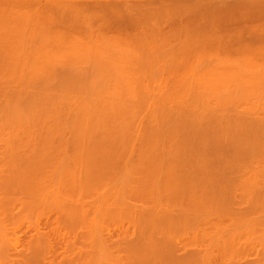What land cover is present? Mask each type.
<instances>
[{"label": "rangeland", "instance_id": "374dc122", "mask_svg": "<svg viewBox=\"0 0 264 264\" xmlns=\"http://www.w3.org/2000/svg\"><path fill=\"white\" fill-rule=\"evenodd\" d=\"M4 11L0 10V20L11 13L31 14L33 16L30 19L35 17L36 20H31L32 24L28 28L34 29V33L38 31L37 35L42 32L45 35L56 33L64 38L62 43L67 44L66 47L76 40L75 43L79 41L83 51L85 49L84 52L77 51V58L74 57L75 54H71V57L65 54L60 61H47L45 63L48 65L41 63L38 68L36 65L32 67L35 71L28 65H10L7 61L11 59V53L6 54L4 50H0V163H8L12 167V171H9L13 172L10 179L14 174L20 175L19 180L9 179L10 185L6 183L7 187L20 183L21 186H18L22 191H19L20 188L18 191L23 194L31 188V181L34 180L32 175L37 173L24 171L29 166H22V163L150 164L146 167H152L151 163H169L183 167L174 169V166L169 165L172 168L165 175H171L172 179L174 175L198 181L199 184L196 182L192 186L194 188L205 183V180L215 181L218 186L225 173L236 177L239 170L226 171L232 163H264V132L259 131V128L255 131L236 118L237 112H247L246 117L257 120L264 115V110L260 112L250 108L264 106V92L258 96L257 91H254L256 86L260 89L258 91L262 89L259 87L264 88V67L262 64H246L248 57L245 54L235 51L219 53L214 47L189 48L186 43L182 44L183 39H189L188 35L176 34L170 37L181 22L176 21V18L138 20L125 16L123 12L111 15L110 12L99 11L100 14L97 15V12L90 9L81 14H73L74 11L68 10L59 13L56 9L34 11L29 8H13ZM2 21L0 25L8 27V23ZM42 35L44 33L40 36ZM50 41L47 42L49 48L58 44L56 40ZM0 42V46L5 45L2 40ZM40 43L47 44L35 40L27 42L25 46L31 48L32 52ZM178 44L181 48L177 47ZM29 51L26 50L25 53ZM26 57L29 58L28 55ZM19 58H23V55ZM28 76L29 79H26ZM237 85H244V88H236ZM251 85L255 86H252V95L256 93V97L250 96L248 99L247 96L251 94H248L251 91L248 88ZM224 87L228 88L226 92L218 90ZM244 89L248 91L247 100H240V97L238 100L236 97L244 95ZM218 91L232 97L222 98L224 94L221 95ZM257 131L258 135L262 133L263 138L256 137ZM10 163H20L16 166L20 165L23 169L20 170L19 167V171H14V164ZM158 165L152 168L156 169ZM160 166L158 171L152 173L161 170L158 176L161 174L162 178L164 170ZM146 167L141 169L146 172ZM149 169L147 171L151 172ZM139 173L138 177L134 174V181L142 178L143 174L146 177L145 173ZM152 173L150 176L147 173V176L151 177ZM131 176H127L129 181ZM158 176L152 177L154 179ZM187 185L182 187L189 189L193 184ZM199 186L188 192L202 189L201 192L196 191L198 194L203 193L202 196L199 195L201 198L194 194L195 199L187 192L190 194L188 201L191 200L189 206H193L194 211L204 210V220L201 213L194 214L201 215V218H195H199L198 222L215 225L216 223L212 224L214 219H209L208 222L205 218L218 213V202L209 206H216L215 211L211 209L213 211L206 210L205 213V209L209 208L207 201L202 199L213 193L215 189L211 187L214 185L202 186L203 188ZM14 188L16 187L8 188V192L13 193ZM208 189L213 191L207 194ZM101 191L102 189L99 193ZM15 193L17 194L16 191ZM180 194L178 197H181ZM248 195L252 197L251 192ZM209 198L213 201V197ZM182 199L181 197L179 204L188 202L183 200L184 203H180ZM201 199L202 204L195 202ZM210 200L208 204L213 203ZM192 203L207 207L199 209L201 206H194ZM191 210L188 209L189 214L193 212ZM208 211L212 215H208ZM215 219L214 222L218 220L216 217ZM212 227L214 226H209ZM207 231L210 232L209 229ZM120 258L124 261L126 256Z\"/></svg>", "mask_w": 264, "mask_h": 264}, {"label": "bare ground", "instance_id": "6f19581e", "mask_svg": "<svg viewBox=\"0 0 264 264\" xmlns=\"http://www.w3.org/2000/svg\"><path fill=\"white\" fill-rule=\"evenodd\" d=\"M13 8H29L34 11L56 9L59 13L68 10L74 11L73 14H81L90 9L97 12V15L100 14L99 11L110 12L109 14L123 12L125 16L138 20L176 18V21L181 22L170 37L176 34L188 35L189 39L182 38V44L186 43L189 48L214 47L219 53L235 51L248 57L246 64H262L264 67V0H0L2 12ZM32 16L24 12L11 13L10 16L4 15L1 19L2 23H8L6 28L0 25V41L5 44L0 46V50H4L6 54L11 53L13 60L10 59L7 63H11L10 65L15 63L14 65H22V67L28 65L31 68L37 65L38 68L41 63L62 60L66 55L71 57L75 54V57L77 53L83 51L78 40L77 43L75 40L71 42L74 44L66 47L67 44L62 43L64 38L59 34L45 35V32H42L44 35L40 36L41 31L39 35L36 34L38 31L34 33V29L28 28L32 24L31 20L34 22L35 17L30 19ZM49 39L58 41L56 47H48L47 42H51ZM35 40L47 44L40 43L41 45L37 46L40 48H35L31 52V48H26L25 44ZM177 47L181 48L179 44ZM26 50L30 51L25 53ZM62 53L64 54L60 55ZM24 54L29 58H25ZM22 55L23 58H19ZM26 79H29V76ZM241 86L237 85L236 88ZM253 87L251 89L247 87L250 92L245 88L244 95L240 94L236 98L247 100L250 96L256 97L264 92L263 87H259L262 89L258 91L260 89L256 86L257 89L255 87L254 91L256 90L257 94L252 95ZM226 89L228 88L218 90L226 92ZM222 91L218 93L221 94ZM247 92L251 94L246 98ZM225 97L229 98L232 95L224 94L222 98ZM250 108L260 112L264 110L263 105L255 108L250 106ZM246 113L237 112L236 118L248 125L247 127H253L254 130L259 128L263 133L264 115L260 117L262 119L257 120L246 117ZM259 131L254 133L260 138L262 133L258 135ZM262 136L264 137V134ZM7 164L0 163V264H264V163H232L226 171L236 169L240 171V175L237 173L236 177H232L231 174L228 173L229 176L225 173L223 179H220V186L215 185V181H209L211 182L209 184L206 180L205 183L198 185L199 187L214 185L211 188L215 190H211L215 194H210V189L207 192L213 197V201L209 196L208 200L204 196L202 198L207 201L208 207L205 205L202 207L200 204L201 207L198 206L197 203H201L202 199L192 201L197 202L195 204L200 207L199 209L209 208L210 205L218 202V213L208 214L211 209L215 211L216 206L205 209V213L209 210L207 214L214 216V218L207 216L210 217L205 218L208 222L209 219L216 220L215 217L218 219V223L211 220L212 224L216 223L215 225L198 222L204 210H195L197 211L195 212L193 206H189L191 203V200L188 201L189 195L192 194L196 199L197 192L202 191L200 189L196 190V193L188 192L198 187L196 185V188L192 187L198 181L194 182L191 178L174 177V175L172 179L171 175H165V172L172 168L169 163L162 165L151 163L152 167L158 165L155 167L158 168L157 170L146 167L150 165L148 163H143L144 165L142 163H22V166H29L28 170L24 171L35 172L37 175L32 174L38 176L37 179L32 175L35 181H31V188H28L24 194L20 193L22 191L20 183H16L17 186L11 184L16 187L14 190L17 194L15 191L8 192V188L13 187H7L6 183L10 185L8 181L13 172L10 173L12 167ZM12 164L14 171L21 167L16 166L20 163ZM159 166L163 168V174L167 178H163V175L161 178V174L158 176L161 170L152 173L158 171ZM164 166L168 169L166 170ZM145 167L146 172L141 169ZM177 167L183 166L175 165L173 168ZM148 168L151 172L147 171ZM138 173H145L146 177L152 173L158 177L153 179L151 174V177L146 178L143 174L142 178H138L140 181L138 179L134 181V174ZM19 176L14 174L15 178L11 176L10 181L20 178ZM127 176H131L130 181ZM177 178L181 179L176 180ZM188 183L193 184L189 189L182 187ZM131 184L136 186L131 187ZM182 192L184 195L180 194ZM200 192L197 196L203 195ZM249 192L252 193V197L248 195ZM253 192L259 194V197ZM179 194L183 198L180 203H184L183 200L188 201L183 204L185 206L179 204L181 198L178 197ZM209 200L213 203L208 204ZM188 209H192L191 211L195 213L189 214ZM256 209L258 211L254 212ZM196 213L201 215H194ZM204 215L203 220L206 217ZM197 217L199 218L196 220ZM208 229L211 233L207 231ZM21 240H25L23 241L25 245H21L23 247L19 250ZM56 245L59 249L61 246V250L54 254V251H57ZM13 251L16 255H18L16 252H20V256L16 257ZM55 255L58 256L57 260L54 258ZM121 256H126V259L123 261Z\"/></svg>", "mask_w": 264, "mask_h": 264}, {"label": "flooded vegetation", "instance_id": "af4514ba", "mask_svg": "<svg viewBox=\"0 0 264 264\" xmlns=\"http://www.w3.org/2000/svg\"><path fill=\"white\" fill-rule=\"evenodd\" d=\"M25 242V240H21L20 241V247H19V250L23 247V246H21V245H25V244H23L24 242ZM12 244L14 243V242H11ZM59 246V245H58ZM56 250L57 251H54V254H57V253H59L60 251L59 250H61V246H60V249L57 247V245H56ZM13 253H14V255L16 256V257H18V255L20 256V252H16L18 255H16L15 254V252L13 251ZM58 256H54V258H55V260H57L58 258H57Z\"/></svg>", "mask_w": 264, "mask_h": 264}]
</instances>
